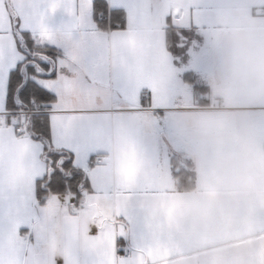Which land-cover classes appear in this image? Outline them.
<instances>
[{
	"label": "crops",
	"instance_id": "0c3cea01",
	"mask_svg": "<svg viewBox=\"0 0 264 264\" xmlns=\"http://www.w3.org/2000/svg\"><path fill=\"white\" fill-rule=\"evenodd\" d=\"M138 7L142 15H131L107 60L170 109L173 134L158 149L146 147L134 125L150 136L151 110L127 116L115 133L116 183L143 181L149 189L131 264H264V0H143ZM182 31L177 52L172 37ZM94 101L110 105L107 84ZM4 135L22 164L26 146ZM11 244L4 241L5 255Z\"/></svg>",
	"mask_w": 264,
	"mask_h": 264
},
{
	"label": "snow or ice",
	"instance_id": "6c2138e0",
	"mask_svg": "<svg viewBox=\"0 0 264 264\" xmlns=\"http://www.w3.org/2000/svg\"><path fill=\"white\" fill-rule=\"evenodd\" d=\"M142 2L0 0V264H131L149 189L116 183L115 133L151 110L150 136L134 125L146 147L173 134L170 109L107 60ZM181 35L172 37L177 52ZM105 84L111 103L102 107L94 91ZM5 131L26 146L22 164L5 149Z\"/></svg>",
	"mask_w": 264,
	"mask_h": 264
},
{
	"label": "built area",
	"instance_id": "2783aa9c",
	"mask_svg": "<svg viewBox=\"0 0 264 264\" xmlns=\"http://www.w3.org/2000/svg\"><path fill=\"white\" fill-rule=\"evenodd\" d=\"M200 94V93H199ZM200 96V95H199Z\"/></svg>",
	"mask_w": 264,
	"mask_h": 264
}]
</instances>
